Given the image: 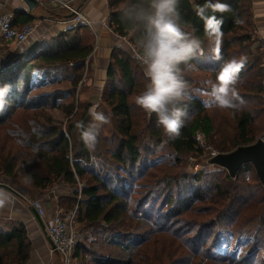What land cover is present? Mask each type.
Masks as SVG:
<instances>
[{"label": "trees", "instance_id": "trees-1", "mask_svg": "<svg viewBox=\"0 0 264 264\" xmlns=\"http://www.w3.org/2000/svg\"><path fill=\"white\" fill-rule=\"evenodd\" d=\"M128 2L108 0V22L115 34L126 37L136 48L134 35L126 30L122 20ZM217 3L227 4L229 10H214ZM251 3L252 0H179L185 30L201 41V50L181 66L190 93L201 85L187 73L189 66L205 71L215 81L221 64L212 51L215 39L205 35V18L214 16L223 21L219 42L223 59L246 58L241 83L237 85L246 107L235 114L227 109L236 133L232 146L218 147L222 152L256 142L264 130V52L256 54L252 49L257 32ZM33 19L27 16L21 23H31ZM85 28L87 25L79 24L0 62V89L10 86L0 107V175L28 191L40 192L58 181L72 187L85 181L80 190L59 197L64 212L76 209L75 221L91 230L95 237L81 235L77 240L73 252L75 264H264V206L259 228L247 250L241 256L231 246L226 251L220 250L224 235L221 231L227 230L232 237L239 238L245 228L242 210L257 204L256 200L264 201V194L256 198L254 190L239 183L242 175L254 171L255 182L264 191L252 163L243 164L234 177L228 172L227 183L218 175L203 177V172L194 176L168 174L153 181L142 196H137L136 185L155 159L156 150L152 146L165 144L177 155L202 152L196 134L200 131L210 137L212 132L209 107L202 96L193 94L184 102L188 116L180 135L174 138L165 135L157 126L156 115H149L134 102L148 81L141 64L126 49L114 47L107 70L111 91L103 102L111 116L113 133L120 139L110 157L123 173L116 176L112 185L106 176L92 169L93 158L100 159L107 152L104 138L99 134L95 151L89 152L80 139L81 129L77 128L78 123L86 128L92 122L91 104L61 103L59 99L64 97L61 92L32 94L36 71L68 66L74 90L66 95L74 96L79 81L89 72L86 60L95 46L91 33L83 31ZM56 107L69 117L66 128L55 123L47 112L48 108ZM143 115L147 117L142 118ZM30 122L42 129L40 139L50 146V152L33 153L27 146L36 141L30 135ZM260 123L262 126H258ZM136 126L144 128L137 130ZM25 134L30 138L18 143ZM25 177H31V182L26 183ZM191 215L198 219L192 220ZM165 237L170 242L157 251L165 254L163 258L152 256L150 245L166 244ZM32 254L25 224H0V264H26Z\"/></svg>", "mask_w": 264, "mask_h": 264}, {"label": "clouds", "instance_id": "clouds-1", "mask_svg": "<svg viewBox=\"0 0 264 264\" xmlns=\"http://www.w3.org/2000/svg\"><path fill=\"white\" fill-rule=\"evenodd\" d=\"M214 10L228 11L227 4L217 3ZM198 14H201L198 12ZM127 31L133 33L135 46L139 49V59L144 66V75L148 80L145 89L135 96V104L149 115L155 114L157 126L165 135L178 137L188 116L184 102L190 98V90L185 81L181 66L187 64L201 50L198 37L185 30L184 21L179 10V0H129L122 16ZM222 20L205 18V35L215 39L212 49L214 58L221 61L216 72L215 81L206 80L205 87L196 91L206 97V107L231 109L233 114L241 112L246 102L240 96L237 85L241 83L240 73L245 66L246 58L223 59L220 55L219 42L222 36ZM10 86L0 89V107ZM92 122L81 129L80 139L89 152H94L101 128L109 123L108 117L90 109ZM31 136L36 141L29 143L33 153L50 152V146L43 142L42 129L35 122H30ZM29 134L18 139L23 144L30 138ZM30 183L31 177H25ZM10 202L9 194L0 191V208Z\"/></svg>", "mask_w": 264, "mask_h": 264}, {"label": "rangeland", "instance_id": "rangeland-1", "mask_svg": "<svg viewBox=\"0 0 264 264\" xmlns=\"http://www.w3.org/2000/svg\"><path fill=\"white\" fill-rule=\"evenodd\" d=\"M252 49L256 54L264 52V48H259L257 43L252 44ZM126 50L128 51V46ZM140 66L144 70V66L143 65ZM89 67L90 64L87 65L88 71L90 69ZM60 68L64 69L68 74H65V72L60 73V75L56 77H50L51 79L47 77L44 78L43 74H41L39 77H36L35 75L34 78L36 79L39 78L38 80H40L39 81L40 84L39 86L35 84L32 94H41V93H50V92L69 93L70 91H73L74 88L71 85L72 73L70 68H68V66H63ZM35 73H37V71ZM187 73L193 78L197 79L201 85L200 87H195L192 90V93H190V96L193 94L201 96L196 90L203 89L205 87L203 82L206 80H212V78L205 71L198 69L196 66H189L187 68ZM87 74L88 72H86L82 77V79L79 81L74 96L71 97L68 95H64V97H61L59 99L60 100L59 102L61 103L63 102L66 104L69 103L70 101H75L76 103L77 102L89 103L91 104L90 109L95 108L97 112L103 113L106 117H108L109 123L105 124L100 130V135L104 138L107 152L105 156L100 159L93 158L92 169L100 173L102 176H106L110 184L114 185L116 176L118 174H122L123 171L121 167L118 166V164L112 161L110 155L112 153V150H114L116 145L119 143L120 139L117 135L113 133V127L111 125V116L109 111L107 110L106 104H104L103 102L106 93H104L102 96H97L96 98L91 100L81 99L80 96H82V89L86 85V81H87L86 79L88 77ZM108 82L110 81L108 80ZM110 85L111 82L107 85L106 92L107 90L108 91L110 90L111 88ZM202 98L204 100L207 99L206 97H202ZM98 103L101 105V107L99 108L97 107ZM209 111L211 115L210 128H212V132L210 137L209 136L204 137L203 146H199L202 149V152L200 151L198 153H187V154L177 155L170 147H168L165 144L158 147L152 146V148L156 150V153L154 154L155 159H153V161L151 162V167L147 171L146 175L142 177V179H140L136 185V193L138 198L142 196L144 192H146L148 186L153 181L163 178L168 174L187 173L191 176H194L203 172V177L208 178V175H218L222 181L226 183L228 182V178L226 177L228 171L224 167H221L219 165L210 164V158L214 151H216L218 154L227 153L220 151L218 147L227 148L233 145L234 137L236 133L235 122L227 109H218L216 107H209ZM47 112H49V114L52 116L53 121L55 123L62 124V126L65 128L66 126H68L69 117L66 116V113L61 108H57V107L50 109L48 108ZM147 115H143L142 118H146ZM258 126H262V124L260 123V125ZM142 128H144V126H136L135 129L142 130ZM260 138L264 139V130L259 135L258 139ZM179 157L181 158L180 160ZM256 179L257 178L255 176L254 171H250V173H248L246 176L243 175L241 176L239 183L243 184L245 188L250 189V191L254 190V196L258 198L264 194V191L260 188L258 183L255 182ZM84 182L85 181L79 182L77 186L72 187L63 181H58L55 182L51 187H49L48 190L46 189L48 191L46 194H42L44 190L42 192L31 191V190L28 191L27 189H24L23 187L19 186L16 182L12 181L6 176L0 175V184L9 187V189L8 188L7 189L10 190V192H12L16 196L14 198L17 201L20 200V198L24 197V198H29L27 199L29 200V202L30 201L33 202L34 200L37 199L43 202L48 197V195H52V196H56L55 198L59 203L60 196L69 195L72 193V190H75L77 188L80 190ZM78 197L80 198V196ZM256 201L257 204L249 205L248 207L242 210L243 212L241 215L245 221V225H244L245 228H244V232L240 235L239 238L232 237L230 232L227 230L221 231L224 233V235H222L223 247L220 250L226 251L231 246L232 251L239 256H241L244 250L245 251L247 250L249 244L252 243L254 239V234L257 232L259 228L262 217L261 207L264 206V201L261 202L260 200H256ZM252 203H256V202H252ZM156 205L157 203L155 205L152 204L151 207H155ZM63 211H65L64 208ZM0 218H1L0 221L2 220L1 223H9V224L21 223V222H17L13 217L11 219H7V218L3 219L2 217ZM191 219L193 220L198 218L195 215H191ZM77 228L80 232V235H82L81 237L84 238L85 236H89L90 239L95 238L91 230L83 227L81 223H77ZM28 236L29 238L31 237L29 230H28ZM231 240H233V242ZM30 241L34 252L35 247L33 246V242L31 238ZM163 241L166 244L150 245V253L152 256H158L159 258H163L162 256H164L165 254H162L161 252L159 253L157 251L162 250V248L170 242V238L165 237ZM72 264H75L74 259Z\"/></svg>", "mask_w": 264, "mask_h": 264}, {"label": "crops", "instance_id": "crops-1", "mask_svg": "<svg viewBox=\"0 0 264 264\" xmlns=\"http://www.w3.org/2000/svg\"><path fill=\"white\" fill-rule=\"evenodd\" d=\"M75 6L88 16L93 22V29L87 26L83 31H89L94 39V50L91 56L86 60V65L90 64L87 74L85 87L82 89L81 99L91 100L97 96H102L106 92L107 85L110 83L107 79V69L110 61V55L114 47H122L124 49L129 45L127 40L115 34L109 26V6L108 0H70ZM252 11L254 13V22L257 32V45L264 48V0H252ZM5 14L13 16V22L16 26H23L21 23L27 16L34 19L31 23L36 24V29L25 42L17 44L14 41H0V62L13 56L15 52L21 53L36 46L41 41L48 40L65 32L67 29L73 28L79 24L71 20L70 14L59 8H48L47 6L38 5L34 10H30L24 0H0V17ZM6 57V58H5ZM68 74L64 69L55 68L50 70H40L35 73L36 77L43 74L44 78L56 77L60 73ZM39 78H34V84H40ZM51 79V78H50ZM37 87V86H36ZM111 87V85H110ZM66 95L67 93H63ZM97 107H101L98 103ZM48 190V189H47ZM44 190L42 194L48 191ZM3 191L10 196V202L0 208V217L3 219H11L26 225L27 231L31 235V240L35 250L26 264H62L61 255L56 253L47 236L42 231L41 224L37 220L33 210L32 201L29 198L16 197L10 190L0 186ZM56 196L48 195L42 202L45 208V216L43 218L46 226L51 222L54 211L57 207H61L57 202ZM1 219V218H0ZM2 221V220H1Z\"/></svg>", "mask_w": 264, "mask_h": 264}, {"label": "built area", "instance_id": "built-area-1", "mask_svg": "<svg viewBox=\"0 0 264 264\" xmlns=\"http://www.w3.org/2000/svg\"><path fill=\"white\" fill-rule=\"evenodd\" d=\"M39 5L47 6L48 8H59L70 14V18L77 24H84L93 29L94 22L86 16L80 8L75 6L70 0H37ZM36 29V24L26 23L23 26H16L13 22V16L11 14H5L0 17V41H14L17 44L25 42L31 35H33ZM127 40L126 37H122ZM128 41V40H127ZM129 42V41H128ZM128 52L130 55L141 65L142 62L139 59V50L133 45L128 43ZM205 135L198 131L196 134V140L199 146H203ZM218 153L214 151L210 158L216 156ZM32 206L37 210L38 214L44 218L45 208L41 200H34ZM76 209L65 213L63 209L57 207L53 213L51 222L47 225L48 235L52 239L55 249L62 257L63 264L73 263V252L75 243L80 238V232L77 228V222L75 221Z\"/></svg>", "mask_w": 264, "mask_h": 264}, {"label": "water", "instance_id": "water-1", "mask_svg": "<svg viewBox=\"0 0 264 264\" xmlns=\"http://www.w3.org/2000/svg\"><path fill=\"white\" fill-rule=\"evenodd\" d=\"M30 10H34L39 4L37 0H24ZM252 163L256 169V172L264 185V139L260 138L256 142L249 145L238 146L233 151L227 153H219L211 159L212 164L219 165L228 170L229 174L234 177L239 171L240 167L245 163ZM5 188V185L0 184ZM37 220L41 224L44 234L47 236L53 250L58 253L55 249V245L48 235L47 226L43 221V218L38 214L37 210H33Z\"/></svg>", "mask_w": 264, "mask_h": 264}]
</instances>
